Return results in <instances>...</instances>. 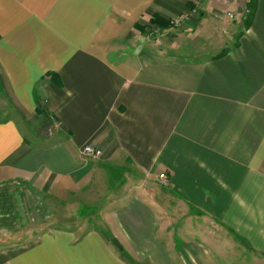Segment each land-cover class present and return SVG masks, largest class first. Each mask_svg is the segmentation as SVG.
<instances>
[{"label": "crops", "instance_id": "obj_1", "mask_svg": "<svg viewBox=\"0 0 264 264\" xmlns=\"http://www.w3.org/2000/svg\"><path fill=\"white\" fill-rule=\"evenodd\" d=\"M250 1L0 0V264H226L225 241L264 258Z\"/></svg>", "mask_w": 264, "mask_h": 264}, {"label": "rangeland", "instance_id": "obj_2", "mask_svg": "<svg viewBox=\"0 0 264 264\" xmlns=\"http://www.w3.org/2000/svg\"><path fill=\"white\" fill-rule=\"evenodd\" d=\"M249 3L248 2L245 3V5L243 7L245 9V11H244L245 15L243 16V15L240 14L239 18L235 19V20H237L235 22V23H237V25H238L239 21L242 22L243 24H245V20H246L245 16L249 12L248 11V4ZM241 4H242V1H241ZM179 24H176V25L178 26ZM161 31L162 30H159V32H155L153 29H150V30H148L146 35L147 36L149 35L150 38H153V37L158 36L159 33H161ZM156 40L157 41L159 40L158 42H161V45H162V41H160V39H156ZM225 52H226V50H225ZM158 192H161V191H158ZM153 197L155 198V195H153ZM161 197H163L162 193H161ZM163 201H164V199H163ZM162 204L165 207L164 211H169L170 210L169 207H166L168 204H165V203H162ZM84 212L86 213L87 211H84ZM169 215H171L170 212H168V213L165 212L164 213V216H169ZM172 216H174V218H176V219H173V220L169 221V223L171 225L170 226L171 236L174 237L175 240L179 244L187 243L184 240L185 237L180 233V230H182V229L185 230V228H187V222L185 223V219L180 220L179 214H176L175 212L172 214ZM79 217H80V215H79ZM167 218H169V217H167ZM174 220H176V221H174ZM207 228L208 227H204V229H206V230H207ZM192 229H195V227H192ZM221 247L224 250H226V248H229L231 253L230 252H227V253H229L231 255L233 254L232 257H229V259L226 262V264H264V258H261V257L257 256L255 253H253L248 247L244 246V244H242V243L241 244H237V245L236 244L235 245H232V244L230 245V244H228L225 241V243L223 245L221 244ZM227 251H228V249H227ZM221 260H223V259H221ZM224 260H227V259L225 258Z\"/></svg>", "mask_w": 264, "mask_h": 264}, {"label": "built area", "instance_id": "obj_3", "mask_svg": "<svg viewBox=\"0 0 264 264\" xmlns=\"http://www.w3.org/2000/svg\"><path fill=\"white\" fill-rule=\"evenodd\" d=\"M231 19H234L235 18V14L233 13H230L228 15ZM179 21H173L172 24H178ZM84 153L89 156V157H92L94 159H98L102 156V151L96 149L95 147L93 146H90V145H87L85 148H84ZM162 179H166V176L163 174L161 176Z\"/></svg>", "mask_w": 264, "mask_h": 264}, {"label": "trees", "instance_id": "obj_4", "mask_svg": "<svg viewBox=\"0 0 264 264\" xmlns=\"http://www.w3.org/2000/svg\"><path fill=\"white\" fill-rule=\"evenodd\" d=\"M248 10H249V13L246 14L245 18V26L248 27L249 24L251 23V20L253 18V14H254V11H255V0H251L250 3L248 4ZM225 51H223L224 53ZM222 53V54H223Z\"/></svg>", "mask_w": 264, "mask_h": 264}, {"label": "water", "instance_id": "obj_5", "mask_svg": "<svg viewBox=\"0 0 264 264\" xmlns=\"http://www.w3.org/2000/svg\"><path fill=\"white\" fill-rule=\"evenodd\" d=\"M113 243L119 248L122 249V245L120 244V242L117 239H113Z\"/></svg>", "mask_w": 264, "mask_h": 264}]
</instances>
